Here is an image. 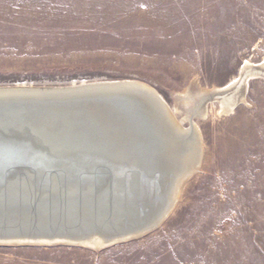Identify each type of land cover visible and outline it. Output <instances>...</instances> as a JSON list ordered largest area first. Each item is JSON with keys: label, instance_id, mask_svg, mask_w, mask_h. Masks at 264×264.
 Listing matches in <instances>:
<instances>
[{"label": "rangeland", "instance_id": "rangeland-1", "mask_svg": "<svg viewBox=\"0 0 264 264\" xmlns=\"http://www.w3.org/2000/svg\"><path fill=\"white\" fill-rule=\"evenodd\" d=\"M245 61L264 62V0H0V85L136 80L182 121L178 94L223 87ZM246 101L196 118L201 167L158 229L102 248L0 245V264H264L263 79Z\"/></svg>", "mask_w": 264, "mask_h": 264}, {"label": "water", "instance_id": "water-1", "mask_svg": "<svg viewBox=\"0 0 264 264\" xmlns=\"http://www.w3.org/2000/svg\"><path fill=\"white\" fill-rule=\"evenodd\" d=\"M35 88L0 89V239L56 238L62 226L98 229L130 221L109 213L134 185V174L122 175L121 167L107 172V165L139 159L134 143L147 142L145 131L133 123L134 99L118 98L132 87L117 95L80 86ZM83 174L90 176L82 180ZM97 216L101 225L93 222ZM121 241L127 240L112 244Z\"/></svg>", "mask_w": 264, "mask_h": 264}, {"label": "bare ground", "instance_id": "bare-ground-1", "mask_svg": "<svg viewBox=\"0 0 264 264\" xmlns=\"http://www.w3.org/2000/svg\"><path fill=\"white\" fill-rule=\"evenodd\" d=\"M251 79L264 80V62L255 64L245 61L238 74L223 87L199 88L198 91L193 92L190 90L191 86L198 85L197 80L194 79L190 84V89L177 95L178 109L183 113L182 121L189 122V127H184L182 121L178 119L172 108L156 90L136 80H102L65 86L0 85V89L13 86L30 89L37 87L35 90L80 86L92 88L93 91H98L97 93L106 92L112 95L118 94L116 90L132 87L134 90L131 88L122 91L128 93L126 95H130V97L120 93L118 98L119 100L122 98L134 99L131 100V103L136 107L138 116L136 122L133 123L141 126L140 130H144L147 136V142L142 143L138 140L134 143L137 148L139 147L138 154L141 153L136 155L139 159L132 160L127 164L124 163L125 161H112L107 165L109 168L107 172L118 170L121 167L122 175L128 174L129 171L134 174V185L112 206L111 209L114 212L109 213L129 218L130 221L115 220L118 222L117 224L98 229L93 225V228L83 225L68 228L62 226L56 228L59 233L61 231L56 238L37 234L31 237L3 238L0 239V245L72 244L102 248L119 238L123 237L128 241L131 237H138L154 228V230L158 229L176 207L181 189L188 177L201 167L204 147L196 118L209 114L210 104H217L220 114L231 113L238 106L246 104V94ZM97 88H105V91L96 90ZM127 107V110L133 109V106L132 108ZM133 123L130 124L135 127ZM89 176L83 174L80 179L85 180ZM100 176L105 181L110 178L107 174ZM100 176L91 175L96 179ZM99 185V189L102 190L104 186ZM100 219L102 218L97 216L93 222H98L101 225L103 220ZM126 231L129 232L124 233Z\"/></svg>", "mask_w": 264, "mask_h": 264}]
</instances>
